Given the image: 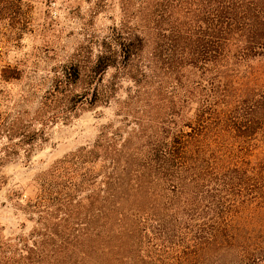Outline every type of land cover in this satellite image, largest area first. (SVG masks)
Listing matches in <instances>:
<instances>
[{
	"label": "rangeland",
	"instance_id": "rangeland-1",
	"mask_svg": "<svg viewBox=\"0 0 264 264\" xmlns=\"http://www.w3.org/2000/svg\"><path fill=\"white\" fill-rule=\"evenodd\" d=\"M124 1L23 0L21 19L28 20L27 30H12L7 20L0 21V111L14 109L32 79L120 26ZM143 1L126 0L135 13L131 24L143 18L138 15ZM144 14L146 18L148 12ZM6 67L20 70L22 80H2ZM249 71L245 84L250 78V91L264 94V58L252 61ZM115 72L111 69L104 79ZM174 78L160 72L156 83L140 93L130 78H123L110 104L55 124L30 157L21 151L1 166L0 264H144L141 256L148 255L155 264H177L174 258L189 235L181 232L171 239L174 243L163 244L152 239L153 233L143 239L139 234L140 246L132 247L128 234L135 214L181 216L185 198L161 187L153 191L139 177L145 166H155L160 141L190 132L194 123L201 98L197 88L205 82L199 73L180 83ZM233 107L224 117L227 131L221 133L218 156L254 165L264 159V113L250 116L240 105ZM255 207L242 208L240 220L254 219L256 231L264 233V208ZM229 259L209 254L201 264H229Z\"/></svg>",
	"mask_w": 264,
	"mask_h": 264
},
{
	"label": "trees",
	"instance_id": "trees-1",
	"mask_svg": "<svg viewBox=\"0 0 264 264\" xmlns=\"http://www.w3.org/2000/svg\"><path fill=\"white\" fill-rule=\"evenodd\" d=\"M23 5V0H0V21L7 20L12 30H27ZM122 12L123 21L108 36L81 46L32 79L15 108L0 111V145L6 140L0 168L21 151L30 157L55 124L110 104L123 78H130L140 93L156 83L160 72L177 83L199 73L205 83L197 88L201 98L191 131L160 141L155 166H145L139 176L153 191L161 187L185 198L181 216L133 215L130 243L140 246L137 236L153 233L152 239L171 244L184 232L191 238L174 258L177 264H201L209 254L230 256L229 264H264V233L256 231L254 219L241 222L239 216L242 208H264V159L252 165L251 160L220 157L217 151L232 106L240 105L250 116L264 113V94L250 91V78L245 84L250 63L264 58V0H144L138 10L143 18L136 24H131L135 13L126 0ZM111 69L115 74L105 80ZM21 76L20 70L6 67L1 78L20 81ZM188 93L192 101L194 89ZM141 261L155 264L149 255Z\"/></svg>",
	"mask_w": 264,
	"mask_h": 264
}]
</instances>
